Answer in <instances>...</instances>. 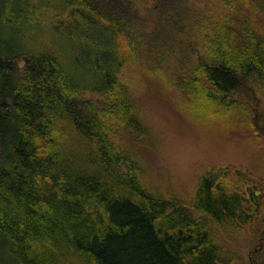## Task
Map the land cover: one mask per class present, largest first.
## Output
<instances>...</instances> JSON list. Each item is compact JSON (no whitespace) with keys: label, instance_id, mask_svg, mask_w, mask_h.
I'll list each match as a JSON object with an SVG mask.
<instances>
[{"label":"trees","instance_id":"obj_1","mask_svg":"<svg viewBox=\"0 0 264 264\" xmlns=\"http://www.w3.org/2000/svg\"><path fill=\"white\" fill-rule=\"evenodd\" d=\"M217 1L222 11L207 15L158 0L151 20L138 0H0V39L12 16L27 30L46 21L92 66L81 75L78 59L46 44L0 51V264L8 253L17 264H229L214 225L230 235L256 217L251 264H264V183L248 196L214 166L189 207L144 179L131 144L147 143L150 128L125 67L157 74L153 45L178 57L164 78L192 114L264 125V0Z\"/></svg>","mask_w":264,"mask_h":264},{"label":"rangeland","instance_id":"obj_2","mask_svg":"<svg viewBox=\"0 0 264 264\" xmlns=\"http://www.w3.org/2000/svg\"><path fill=\"white\" fill-rule=\"evenodd\" d=\"M157 3L158 0H138L143 17L155 20L151 9ZM189 3L196 13L208 15L211 9L222 11L217 0H189ZM7 21L10 27L5 29L0 39L2 53L21 48L38 49L46 44L71 54L73 60L78 59L81 75L87 76L91 72L92 66L81 55V44L62 35V29L52 28L45 21L27 30L25 26L19 27L20 19L17 16ZM152 24L145 30L149 32ZM63 26L65 32L68 27L66 20H63ZM21 29L26 31L25 37L20 33ZM197 49L199 53L196 55L204 54L201 46ZM152 50L156 52L152 57L160 61V65L156 66L157 74L150 73L153 70L151 63L140 69L139 66L135 67L137 71L125 67L139 116L150 128L147 143L131 141L145 170L144 179L156 189H161L164 195L175 196L191 207L200 177L214 166H220L230 171L235 183L242 181L245 184L249 196V186L264 183V125H259L256 132L247 122L232 115L227 117V121L213 122L209 115L192 114L188 108L187 94L168 85L167 78H164L177 73L178 57L169 56L168 50H164L162 55L158 45H153ZM145 69L150 72H145ZM88 96L99 95L89 93ZM260 96L263 98L262 93ZM262 107L261 111L264 112L263 103ZM207 108L209 111L216 110L213 105ZM249 108L252 116H256L253 108ZM205 113L208 114L207 111ZM248 208L250 214L255 213L254 204H249ZM261 228V218L256 217L252 225L230 235L216 224L213 235L226 252L227 259H230L229 264H251L256 257L254 250L260 244ZM13 258L8 253L4 262L17 264Z\"/></svg>","mask_w":264,"mask_h":264}]
</instances>
